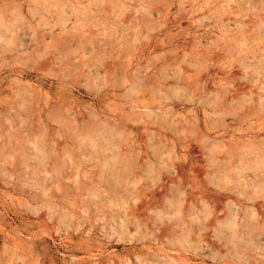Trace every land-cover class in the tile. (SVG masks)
<instances>
[{
  "label": "rangeland",
  "instance_id": "1",
  "mask_svg": "<svg viewBox=\"0 0 264 264\" xmlns=\"http://www.w3.org/2000/svg\"><path fill=\"white\" fill-rule=\"evenodd\" d=\"M0 264H264V0H0Z\"/></svg>",
  "mask_w": 264,
  "mask_h": 264
},
{
  "label": "bare ground",
  "instance_id": "2",
  "mask_svg": "<svg viewBox=\"0 0 264 264\" xmlns=\"http://www.w3.org/2000/svg\"><path fill=\"white\" fill-rule=\"evenodd\" d=\"M119 163V162H118ZM98 166V165H97ZM105 167V166H104ZM104 167H102V168H104ZM110 169V168H109ZM108 170V169H107ZM110 172V171H109ZM112 173V172H111ZM106 180V179H105ZM109 181H110V178H109ZM110 187L112 188V189H110L111 191H113L114 189H113V186H111L110 185ZM215 249V248H214Z\"/></svg>",
  "mask_w": 264,
  "mask_h": 264
}]
</instances>
